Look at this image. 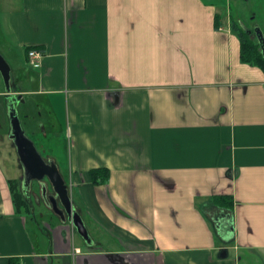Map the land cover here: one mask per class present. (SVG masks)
I'll return each mask as SVG.
<instances>
[{"label": "crops", "instance_id": "crops-1", "mask_svg": "<svg viewBox=\"0 0 264 264\" xmlns=\"http://www.w3.org/2000/svg\"><path fill=\"white\" fill-rule=\"evenodd\" d=\"M4 2L11 93L45 104L32 131L47 146L63 136L45 158L92 243L58 214L32 218L35 236L0 163V264H264V71L217 2Z\"/></svg>", "mask_w": 264, "mask_h": 264}, {"label": "rangeland", "instance_id": "rangeland-1", "mask_svg": "<svg viewBox=\"0 0 264 264\" xmlns=\"http://www.w3.org/2000/svg\"><path fill=\"white\" fill-rule=\"evenodd\" d=\"M217 2L219 6V11L224 15V21L226 25L231 24L228 15H234L236 20L243 22L247 27L253 28L255 24L261 26L264 30V0H213ZM9 9L4 0H0V53L2 50L4 52V42L5 40H10L7 35V31L4 29V20L8 17ZM254 16V17H253ZM252 38L258 41L256 33H253ZM5 39V40H4ZM4 56V55H3ZM5 57V56H4ZM6 58V57H5ZM7 59V58H6ZM8 61V60H7ZM15 80L11 79L12 89L15 90ZM0 89L3 91L0 94V163L4 170L6 171L7 176L11 179L18 180L19 174L22 173L20 178V190L23 196L28 199L29 204L32 205L31 212L29 214V222L31 225V230L35 236H37V228L35 223L31 224L32 218L37 220L47 219L49 217H56L55 212L49 211L50 208L43 200L42 189L47 187L48 192L53 193L52 185L50 184L48 178H44L42 181H34L32 184L24 181V169L20 163L18 153L14 141L10 138L11 124L9 119V108L15 106L18 110L23 128L26 134L34 141L40 153L47 157L49 151L55 152V154L65 153V140L63 136L57 135L53 138L49 146L46 145L48 141L35 135L32 130L36 128L37 120L45 122L48 115L46 114V106L44 103H41L42 108H38L35 105L30 104L27 100H18L16 96H13L12 93H7L5 89V84L3 78L0 79ZM43 111V117L38 114L39 110ZM38 128V127H37ZM50 140V139H49ZM47 147V148H46ZM21 170V172H20ZM50 205V204H49ZM48 206V208H47ZM26 212V209H23ZM56 214V215H55ZM39 246L40 241L44 240L43 237L39 236Z\"/></svg>", "mask_w": 264, "mask_h": 264}, {"label": "water", "instance_id": "water-1", "mask_svg": "<svg viewBox=\"0 0 264 264\" xmlns=\"http://www.w3.org/2000/svg\"><path fill=\"white\" fill-rule=\"evenodd\" d=\"M255 33L264 53V31L261 26L257 25L255 27ZM0 74L3 78L6 92L10 93L12 90L11 65L1 53ZM17 98L20 99L21 96L19 95ZM9 119L11 124L10 138L14 141L20 163L24 169L25 181L31 184L32 181H42L44 178H48L52 185L53 193L48 196L47 187L42 189V195L46 197L47 203L51 202L52 210L60 215L62 220L68 219L72 221L77 232L88 244H91L92 240L87 226L81 214L73 207L69 185L60 172L57 163L53 160H47L40 153L34 141L26 134L15 106L9 108Z\"/></svg>", "mask_w": 264, "mask_h": 264}, {"label": "trees", "instance_id": "trees-1", "mask_svg": "<svg viewBox=\"0 0 264 264\" xmlns=\"http://www.w3.org/2000/svg\"><path fill=\"white\" fill-rule=\"evenodd\" d=\"M216 17V27L218 28L222 23L221 16L217 15ZM230 19L231 29L239 37L241 42V60L244 63L258 66L264 71V53L262 52L261 43L259 40L257 41L256 39L252 38L253 33H250V30L246 29V25L243 22L236 20L234 15H231ZM89 173L93 183L95 184L107 182L110 178V169L107 167L93 168ZM9 184L13 195V200L17 205V208L20 211L22 209L30 211L31 204H29V202L23 196L19 188V182L17 180H10ZM230 198L231 197L228 195L216 196L213 199L214 206L227 211H232L231 206L233 201L230 202Z\"/></svg>", "mask_w": 264, "mask_h": 264}, {"label": "built area", "instance_id": "built-area-1", "mask_svg": "<svg viewBox=\"0 0 264 264\" xmlns=\"http://www.w3.org/2000/svg\"><path fill=\"white\" fill-rule=\"evenodd\" d=\"M29 57L33 63L36 62L37 59H40L42 57V52L40 50L37 49H30L29 50Z\"/></svg>", "mask_w": 264, "mask_h": 264}, {"label": "flooded vegetation", "instance_id": "flooded-vegetation-1", "mask_svg": "<svg viewBox=\"0 0 264 264\" xmlns=\"http://www.w3.org/2000/svg\"><path fill=\"white\" fill-rule=\"evenodd\" d=\"M253 17H254V16H253ZM256 26H257V24H255V26H254L252 29L249 28V27H247V26H245V27H246V29H249V30H250V33H255V27H256ZM256 36H257V34H256ZM24 181H25V180H24ZM25 182H26V184H28L27 181H25ZM33 182H34V181H32L31 184H32ZM52 192H53V191H52ZM49 194H52V193L48 192L47 195L49 196ZM43 200H45V203L47 202V201H46V197H44V196H43ZM48 202H49V201H48ZM47 204H48V206H49L50 208H52V207H51V202H49V203H47ZM49 204H50V205H49Z\"/></svg>", "mask_w": 264, "mask_h": 264}]
</instances>
